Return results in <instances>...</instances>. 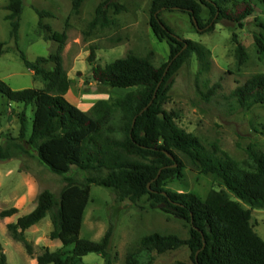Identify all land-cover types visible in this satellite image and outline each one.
I'll return each mask as SVG.
<instances>
[{
  "label": "trees",
  "instance_id": "trees-1",
  "mask_svg": "<svg viewBox=\"0 0 264 264\" xmlns=\"http://www.w3.org/2000/svg\"><path fill=\"white\" fill-rule=\"evenodd\" d=\"M83 1L71 0L72 14L78 13ZM107 5L119 8L109 2L99 5L89 23L90 30L108 26ZM5 10L9 37L21 62L45 85L42 89L12 90L0 81L1 97L11 104L23 105L17 116L19 139H26V145L50 172L65 176L75 168L89 175L80 183L64 177L65 186L57 197L42 191L30 213L6 225L10 238L22 243L31 256L32 249L24 234L49 217L52 226L49 240L58 241L61 247L54 252L43 248L34 258L36 264H81L83 257L91 253L99 255L103 264H111L112 226L98 242L80 238L91 185L111 190L118 203L128 201L139 206L144 200L149 210H157L188 227L187 240L159 233L142 237L137 247L127 253L125 264H142L145 257V264H153L152 254L161 255L182 247L188 248L192 264H264V241L250 224L252 209L264 210V152L248 147L245 152L252 165L241 166L216 146L205 148L163 110L170 78L193 54L201 62L205 57L202 47L176 36L162 21L161 13L186 14L193 24L196 22L198 31L210 30L221 21L242 26L254 13L250 0H153L150 29L157 40L166 42L167 62L156 68L149 58L128 54L101 67L94 64L95 52L91 50L87 61L94 83L134 91L113 102L98 101L89 113L66 99L69 79L61 57L66 35L52 31L42 22L53 15L35 9L44 40L58 47L54 54L31 62L17 48L23 0H8ZM254 39L257 53L264 56L263 36ZM236 46V57L241 63L246 55L240 44ZM48 64L51 69L45 67ZM233 96L246 110L264 105V75L252 76L234 90ZM28 106L33 107V117L26 138ZM261 130L264 134V127ZM8 158V150L0 147V159ZM186 165L203 176H212L224 189L212 190L205 199L191 192L169 190L168 183L173 178L180 179ZM17 214L18 210L12 207L1 211L0 218ZM0 264H7L1 244Z\"/></svg>",
  "mask_w": 264,
  "mask_h": 264
},
{
  "label": "rangeland",
  "instance_id": "rangeland-1",
  "mask_svg": "<svg viewBox=\"0 0 264 264\" xmlns=\"http://www.w3.org/2000/svg\"><path fill=\"white\" fill-rule=\"evenodd\" d=\"M153 0H84L77 14L71 13V0H23L17 48L28 61L54 54L58 45L45 41L38 28L35 9L50 12L53 18H44L52 31L65 33L66 40L61 53L63 68L69 79L66 99L83 112H90L98 101L113 102L134 89H112L92 81L91 66L87 59L94 49L95 61L101 67L116 59L133 54L149 58L156 68L168 60L169 48L159 41L150 29ZM254 13L239 26L221 21L210 30H197L191 19L182 13H161L162 21L182 40L196 43L204 50L205 60L196 55L184 63L168 81L167 100L163 110L169 113L174 123L195 136L201 144L211 149L216 146L231 159L252 165L245 150L252 147L264 152V105L241 108L234 90L252 76L264 75V56L257 53L255 36H263L264 0H250ZM118 5L115 9L107 5L108 26L89 29L96 8L105 3ZM8 0H0V81L12 90L42 89L44 83L21 62L13 40L9 37V25L4 20ZM204 19L206 14L204 13ZM240 44L245 58L239 63L236 45ZM51 69L52 65L45 66ZM23 105L11 104L0 95V147L7 149L9 158L0 159V212L16 208L18 214L9 219L0 218V244L7 264H36L35 257L47 248L54 252L60 249L58 241H50L52 226L45 217L24 234L31 246L28 255L22 243L10 238L6 225L30 213L36 206L38 195L49 191L56 197L64 188V177L80 183L89 176L72 168L65 176L56 175L42 165L36 153L19 139L18 114ZM33 107L26 108L27 136L30 134ZM167 188L174 192H191L205 199L212 190L224 188L212 176H203L185 166L180 179L173 178ZM230 197H232L230 195ZM143 201L135 206L128 201L118 203L111 190L91 185L89 203L86 207L80 238L98 242L113 227L109 248L111 264H125V257L137 247L140 239L148 234L175 235L182 240L189 237L188 227L161 212L149 210ZM244 209H248L243 205ZM250 224L255 234L264 241V210L252 209ZM68 251V250H65ZM153 264H192L190 252L182 247L165 254H152ZM146 263V257L141 260ZM81 264H103L94 253L83 257Z\"/></svg>",
  "mask_w": 264,
  "mask_h": 264
},
{
  "label": "water",
  "instance_id": "water-1",
  "mask_svg": "<svg viewBox=\"0 0 264 264\" xmlns=\"http://www.w3.org/2000/svg\"><path fill=\"white\" fill-rule=\"evenodd\" d=\"M194 24H195V26H196V29H198V27H197V24H196V22L194 21Z\"/></svg>",
  "mask_w": 264,
  "mask_h": 264
},
{
  "label": "crops",
  "instance_id": "crops-1",
  "mask_svg": "<svg viewBox=\"0 0 264 264\" xmlns=\"http://www.w3.org/2000/svg\"><path fill=\"white\" fill-rule=\"evenodd\" d=\"M5 219H9V218H5Z\"/></svg>",
  "mask_w": 264,
  "mask_h": 264
}]
</instances>
